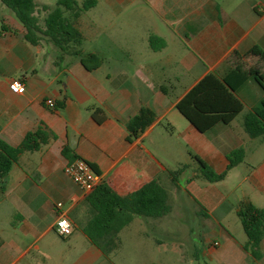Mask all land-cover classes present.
<instances>
[{
	"label": "crops",
	"instance_id": "1",
	"mask_svg": "<svg viewBox=\"0 0 264 264\" xmlns=\"http://www.w3.org/2000/svg\"><path fill=\"white\" fill-rule=\"evenodd\" d=\"M74 25L82 51L102 59L93 70L45 37L28 42L0 6V137L17 146L29 131L49 135L21 152L0 180V264H171L184 259L183 241L203 264H264V236L255 259L243 247L247 236L237 215L241 202L264 207V136L250 137L243 126L244 114L264 101V88L246 80L234 92L241 112L206 131L178 110L205 78L230 70L233 51L264 50V0H94ZM151 35L165 45L152 48ZM12 79L24 82L23 93L9 90ZM141 106L155 120L127 141L126 123ZM65 146L95 165L99 183L120 196L155 179L170 210L133 216L104 253L83 231L95 213L91 191L65 174ZM240 147L242 160L228 169V153ZM192 155L216 173L226 171L224 178L208 181ZM182 164L188 166L174 182L172 166ZM60 212L73 224L67 237L54 231ZM171 237L182 238L166 246Z\"/></svg>",
	"mask_w": 264,
	"mask_h": 264
},
{
	"label": "trees",
	"instance_id": "2",
	"mask_svg": "<svg viewBox=\"0 0 264 264\" xmlns=\"http://www.w3.org/2000/svg\"><path fill=\"white\" fill-rule=\"evenodd\" d=\"M0 1L22 26L25 31L24 37L31 44H37L45 37L62 53L78 57L86 70H93L101 64L102 59L97 53L82 51L80 47L83 37L74 25L81 12L91 7L94 0L81 2L56 0L54 6L41 4L36 0ZM149 43L154 49L165 45V41L156 35L149 37ZM228 62L231 68L222 78L208 76L178 106L179 112L199 131H206L217 123L227 124L241 112L242 103L234 92L249 78H254L264 88L262 48L254 45L244 53L235 50L229 55ZM154 120L155 113L149 107L141 106L126 123V140L131 141L137 137ZM243 126L250 137L264 136V101L244 114ZM48 138V133L40 128L27 132L17 146L10 145L0 137V180L8 173L21 152L37 149L42 143L47 142ZM62 153L69 161L79 157L71 154L68 146L62 149ZM192 156L197 160L203 177L208 181L214 182L224 178L226 171L216 173L201 158ZM227 158L229 169L242 160L243 148L232 150ZM89 164L98 173L95 165ZM187 166L182 164L170 171L174 182ZM87 199L95 213L83 231L104 253L117 246V233L133 216L158 217L170 210L167 192L155 179L125 196L116 194L106 183L100 182L89 193ZM237 215L247 236L243 244L244 249L251 257L260 258V242L264 236V207H257L248 201L241 202Z\"/></svg>",
	"mask_w": 264,
	"mask_h": 264
},
{
	"label": "built area",
	"instance_id": "3",
	"mask_svg": "<svg viewBox=\"0 0 264 264\" xmlns=\"http://www.w3.org/2000/svg\"><path fill=\"white\" fill-rule=\"evenodd\" d=\"M8 88L13 93H23L26 89L25 84L20 79H12L8 83ZM46 104L49 107L55 106L53 98L46 99ZM65 174L83 191L90 192L96 185L99 184V174L96 173L90 166L89 162L84 158L76 157L66 163L64 166ZM56 206L60 208L61 202H57ZM54 231L61 237L69 236L73 231V224L69 217L60 212L54 223ZM215 246L218 242L213 243Z\"/></svg>",
	"mask_w": 264,
	"mask_h": 264
},
{
	"label": "rangeland",
	"instance_id": "4",
	"mask_svg": "<svg viewBox=\"0 0 264 264\" xmlns=\"http://www.w3.org/2000/svg\"><path fill=\"white\" fill-rule=\"evenodd\" d=\"M36 1L45 2V3L52 4V5H55V3H56V0H36ZM0 6L3 7V9H8L1 1H0ZM82 47H84V46H82V44H81V47L80 48L82 49ZM171 129H172V127H171ZM172 131H173V133L175 132L174 129ZM176 168H177L176 165H173L172 166V169H176ZM181 183H182V185L185 184L183 179H181ZM188 222L189 223L190 222L193 223L194 221H190L189 220ZM173 223H175L174 226H176V223L178 224V222L175 221V220L173 221ZM178 238H182V237H176V239H178ZM176 239L173 238V237H171L170 239H165V241H164L165 242V245L166 246H173L175 244L174 241ZM181 249H182V252L184 254V259L182 260V262H180V261L178 262V260L172 259L171 264H203L202 263V258H200V260H195V259L191 258V252L193 251V248H192V245L191 244L186 243V242L183 241L182 242ZM155 254H156V257H158L160 255L159 252H157V251H156Z\"/></svg>",
	"mask_w": 264,
	"mask_h": 264
}]
</instances>
